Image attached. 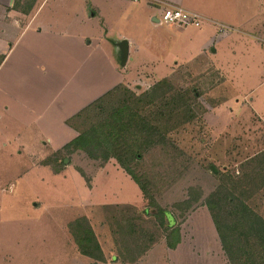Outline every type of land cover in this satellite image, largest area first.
Listing matches in <instances>:
<instances>
[{
	"label": "rangeland",
	"instance_id": "1",
	"mask_svg": "<svg viewBox=\"0 0 264 264\" xmlns=\"http://www.w3.org/2000/svg\"><path fill=\"white\" fill-rule=\"evenodd\" d=\"M247 1L251 7L248 11L264 9V0ZM153 7L154 15H160L162 8ZM147 16L140 17L130 32L142 40L140 60L155 69L142 73L143 79L150 74V81L121 87L103 105L106 110L125 105L137 114V119L145 118L156 127L154 144L132 162L131 170L157 202L173 214L177 221L173 226L186 230L185 241L193 250L211 254L206 257L212 259L207 264H220L219 259L226 255L217 247V234L210 231L213 236H204L214 240L216 249H205L203 239L193 235L202 238L205 234L199 225L204 221L200 209H207L211 219L212 211L231 226L233 212L245 203L246 212L253 211L264 219V119L251 108L256 100L257 107H264V62L242 47H234L233 53L228 51L231 47L226 52L218 47L221 54L213 61L220 65L227 82L217 71H196L189 64L174 65L170 71L167 63H171L175 46L168 44L170 49L166 50L162 35L166 29L155 28ZM117 60L118 65L124 64L123 51ZM195 60L199 66L210 62L206 55ZM161 79H167L170 85H161ZM96 120L79 118L73 124L79 133ZM11 125L0 136V264H129L128 260L144 255L172 229L167 220L160 223L156 209L148 207L145 199L138 205L114 204L125 198L137 201L142 195L135 181L122 170L110 172L105 167L107 161L71 148L56 154L38 152L31 145L33 135H20V139L12 136L18 126ZM18 141L21 146H17ZM140 144L144 145L142 141ZM39 156L45 158L37 160ZM53 161L61 169L76 165L75 176L62 180L53 174V168L48 167ZM88 166L90 169L85 168ZM100 166L105 169L95 182H90L91 171ZM89 200H93V207L84 205ZM208 200L213 210L205 205ZM83 210L89 211L87 221L104 255L103 262L80 254L72 235L67 240L64 222L70 220L71 224L84 216L74 217ZM162 252L157 247L147 257L161 256ZM185 259L176 258V264H185Z\"/></svg>",
	"mask_w": 264,
	"mask_h": 264
},
{
	"label": "crops",
	"instance_id": "2",
	"mask_svg": "<svg viewBox=\"0 0 264 264\" xmlns=\"http://www.w3.org/2000/svg\"><path fill=\"white\" fill-rule=\"evenodd\" d=\"M151 1L14 0L10 5V0H0V136L12 126V122L18 126L17 132H12V136L20 139V135H33L31 145H35L38 152L52 151L56 154L66 151L65 146L79 134L68 121L81 109L118 85L132 86L140 80L150 81V74H145L149 76L143 79L142 73H151L155 69L153 65L149 68V62L140 60L139 53L144 47L140 43L142 40L139 41L133 36V32H130L134 30V25L140 17L147 15L146 18L155 28L167 30L162 32L168 40H164L165 44L175 46L171 63H167L170 71L174 65L189 64L188 66L196 71H217L225 78L224 82H227L228 77L223 74L220 65L213 61V57L218 58L221 54L218 47L224 48V52L231 47L228 51L232 53L234 47H242L250 54H256L264 62V9L258 7L259 12L254 9L248 11L251 7H248L247 0H154L158 1L152 2L155 5ZM162 3L199 13L203 16L201 26L181 28L175 25H158L154 19L153 6H161ZM218 24L227 28L220 31ZM116 26H120L121 30L118 31L119 27ZM123 40L127 42L128 53L122 66L120 62L118 65L117 55L122 53ZM169 49L168 45L166 50ZM170 53L172 54L171 50ZM203 55L208 56L210 62L203 60L206 64L199 66L195 58ZM257 101L255 104L251 103V108L264 119V107L262 110L257 107ZM18 145L21 146L19 141ZM22 151L23 149L19 150ZM43 158L45 157L39 156L37 160ZM56 162L53 161V166L59 168ZM114 162L116 161L113 159L108 160L105 167L110 168V172L119 173V170H122L127 174ZM48 167L52 170V166ZM105 167L100 166L96 171H91L90 182L92 179L95 182ZM74 168L78 167L72 165L68 169L59 168L57 172L52 171L65 180L75 176ZM85 168L90 169L89 166ZM76 173L79 175L77 170ZM142 195L137 201L125 198L114 204L138 205L144 200ZM92 202L93 200H89L84 205L93 207ZM200 210L204 221L199 225L205 234L197 228L203 237L195 233L193 235L203 239L205 249H216L214 240L204 239L206 234H217L214 223L207 209ZM88 214L89 211L83 210L74 217L84 215L87 218ZM173 220V223L168 224L169 227L174 228L173 224L177 223L174 216ZM69 221L64 222L67 240L71 237ZM179 231L180 242L174 248L166 244L164 236L148 247L142 257L128 260L127 263L176 264V258L182 256L186 257L185 264H207V261H212L211 258H206L211 254L208 253L207 256V253L202 254V251L197 253L191 243L185 241L186 230L179 227ZM217 242L218 249L223 252L220 240ZM157 247L163 251L162 255L147 257ZM110 255L115 259L113 252H110ZM200 258L204 260L200 261ZM219 261L220 264L228 262L224 255Z\"/></svg>",
	"mask_w": 264,
	"mask_h": 264
},
{
	"label": "trees",
	"instance_id": "3",
	"mask_svg": "<svg viewBox=\"0 0 264 264\" xmlns=\"http://www.w3.org/2000/svg\"><path fill=\"white\" fill-rule=\"evenodd\" d=\"M158 82L161 85H170L167 79H161ZM121 87H125V85L121 84L112 88L81 109L68 121V124L75 128L73 123L79 118H98L89 128L79 131V134L65 148L81 150L92 158H100L101 162H106L109 159L115 160L119 167L138 185L144 199L148 202V207L156 209V214L160 216V223L164 224L165 220L169 224L173 223V215L170 211H166L157 202L155 196L147 191L131 170L132 162L143 157V150L147 151L154 144L156 127L152 123L149 125L145 118L137 119V114L129 112L125 105L110 110H106L103 105L106 99ZM75 129L77 130V128ZM140 141L144 145H141ZM52 168L55 172L59 170L57 166L52 165ZM214 170L216 171V168ZM205 205L209 210L214 209L209 200ZM240 205L239 211L233 212L235 219L231 226L225 225L210 211L222 250L228 261L227 264H264V256L261 255V249L264 247V219L253 211L246 212L247 205L245 203ZM145 211H148V208ZM68 227L81 254L98 259V261H104L100 245L85 216L76 218L71 224H68ZM165 240L169 247L174 248L180 242L179 227L172 228L165 235Z\"/></svg>",
	"mask_w": 264,
	"mask_h": 264
},
{
	"label": "built area",
	"instance_id": "4",
	"mask_svg": "<svg viewBox=\"0 0 264 264\" xmlns=\"http://www.w3.org/2000/svg\"><path fill=\"white\" fill-rule=\"evenodd\" d=\"M10 1V5H12L14 0ZM152 2L157 3L158 1L152 0L151 3ZM152 4L155 5V3ZM162 4L161 6L157 4V7L160 6L162 8L160 15H154V19L158 25H175L181 28L201 26L203 16L199 13L177 5ZM218 25L220 31H224V29L227 28L222 24Z\"/></svg>",
	"mask_w": 264,
	"mask_h": 264
},
{
	"label": "water",
	"instance_id": "5",
	"mask_svg": "<svg viewBox=\"0 0 264 264\" xmlns=\"http://www.w3.org/2000/svg\"><path fill=\"white\" fill-rule=\"evenodd\" d=\"M122 51H123V57H124V60L127 58V42L126 41H123V46H122Z\"/></svg>",
	"mask_w": 264,
	"mask_h": 264
}]
</instances>
